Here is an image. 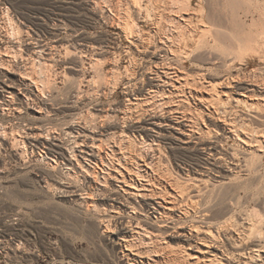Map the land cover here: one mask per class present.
I'll use <instances>...</instances> for the list:
<instances>
[{
    "label": "bare ground",
    "instance_id": "obj_1",
    "mask_svg": "<svg viewBox=\"0 0 264 264\" xmlns=\"http://www.w3.org/2000/svg\"><path fill=\"white\" fill-rule=\"evenodd\" d=\"M184 1L186 7L191 6L192 0ZM198 2L202 30L191 47L188 43L195 37L185 33L161 37L163 47H157L152 36L128 30L129 40L142 41L135 47L137 52L154 64L146 69L139 64L125 84L128 104L119 144L113 138L119 111L114 108L100 116L98 107L93 108L98 114L69 115L60 131L49 128V123L43 127L55 109L52 92H45L47 74L41 77L43 69L55 63L53 44H41L37 32L18 26L16 36L24 31L27 40H15L10 50L0 48V114L12 112L17 120L10 129L1 120L0 145L7 141L8 130L15 133L11 155L24 163L23 174L37 181L38 191L41 183L42 189L48 188V169L68 179L57 182L54 189L77 211L84 209L98 222L101 233L117 250L119 264H264V206L257 198L261 187L257 182L264 179L260 174L264 166V77L219 76L211 67L190 74L184 68L187 62L199 63L211 55L208 52L218 53L210 62L219 70L233 62L234 53L247 54L256 47L264 51V12L256 1L252 6L234 0L227 12L215 11L209 0ZM251 14L258 18L249 24ZM28 21L41 31L39 18ZM81 43L70 52L80 58L78 62H83L77 56L84 51ZM176 56H182V61L173 62ZM95 60L94 70L101 71L104 60ZM68 66L79 71L73 62ZM157 102L160 110L154 107ZM136 146L149 150V155L137 157ZM165 150L175 156L172 166L164 157ZM99 209L105 214L97 220Z\"/></svg>",
    "mask_w": 264,
    "mask_h": 264
},
{
    "label": "rangeland",
    "instance_id": "obj_2",
    "mask_svg": "<svg viewBox=\"0 0 264 264\" xmlns=\"http://www.w3.org/2000/svg\"><path fill=\"white\" fill-rule=\"evenodd\" d=\"M183 1L184 0H151V2L149 0H0V48L3 50H10L11 48L13 49L15 40L16 42L19 41V39L27 40V34L24 31L17 37L18 26L30 27L28 31L31 33L37 32V34L41 36V44L46 43L50 46L53 44L52 61L55 63L53 62L54 64H52L51 67L42 68L44 71L41 69L43 71L41 77L43 78L44 74L48 76H44V78H47V83H49L51 90L49 91L50 88L47 87L45 92H47L48 95L49 92H52L54 98L50 97V99L55 109L53 111L54 113L51 112L54 116L50 114L45 120L47 124L44 122L46 125L43 127L47 128L50 124L53 127L49 125V128L60 131L63 128L62 126H64V119H67L69 115L80 114L79 116L83 115L87 117V113L92 112L91 114H93V108L98 107L102 111H100L99 114L97 112L94 113L100 116L102 112L114 108L119 111L116 118V120H118V125L114 130L115 132L113 131V138L114 140L116 139L115 141L119 144L122 118L128 104L123 92L125 84L131 81L130 74L132 71H137L136 69L139 70L140 66L146 69L148 67L147 65L152 66L154 64L153 60L137 52L135 47L141 44L140 42L142 41L134 39L129 40L127 36L129 32L131 33L132 31L133 34L139 33V35L152 36L153 45L163 47L160 42L161 37L175 36L176 34V36H181L185 33L195 37V40L193 42L191 41L192 43H188L190 47L191 44L193 46V43L198 39L197 36L200 35L199 33H201L200 31L202 30L200 12H198L199 0H192L190 7H186L185 5H187V3L184 1L185 4H183ZM209 1L211 6H214V9L216 7L215 11L227 12L229 11L228 8L230 9L231 7L230 4L234 0ZM255 1L261 4L260 7L264 12V0H235V2L239 3H250L252 6L255 4ZM133 2L137 4L135 5ZM144 10H146V12ZM238 14H242V11L240 10ZM33 17H37L41 20V31L36 25L29 23L28 19ZM151 17L154 20L151 19ZM257 18V14H251L248 18L249 24H252V20L256 22ZM9 23L12 24V27H10L11 24ZM126 24L129 25L127 26V28L129 27L128 29L125 27ZM129 29L130 31L128 32ZM254 29L255 27H253V34L257 33L256 29L254 32ZM12 30L15 33L12 32ZM11 32L14 36L11 35ZM81 42L83 43L82 46L85 52L83 51L80 53L82 56L77 54V56L83 59V62H78L80 58L78 60L76 57L74 58V55H71V50ZM177 44L178 42L174 43L173 47H176ZM179 45L182 46L183 44ZM256 49L257 47L254 50L247 51V54L243 53L245 55H236L234 53V57L232 56L234 59H232L233 62L230 65L228 64L225 68H219V70L215 68L216 64L210 62L211 58L213 59L218 53L208 52V55L211 54L209 56L206 55L209 57L208 58L205 56L206 51H201L200 53L206 58L199 61V63L198 61L196 63L187 62L184 68L185 71L190 74H194V72L199 69L205 70L211 67L219 72V76H224L226 74L229 76H246L249 78H254V76H256L258 78H263L264 51L259 48V50ZM131 56L135 59L133 60ZM238 56L243 58L246 63H241L239 61L240 58H237ZM95 58L101 59L100 62L104 60V63H101L102 66L100 65V67H102L101 71H95L97 70V66L94 64L96 63L94 62L96 61ZM68 61H72L73 64H76L77 67L75 68L79 71L70 69L68 64L71 65L72 62L69 63ZM115 61L118 62L116 63ZM172 61H182V56L180 58L176 56ZM128 62L130 64L135 63V65H130ZM139 64L141 65L139 66ZM78 67L81 68V70ZM255 68L258 69L256 70ZM47 71L50 74H48ZM93 72H97L98 74ZM112 75L115 76L113 77ZM103 76L105 77L104 79ZM206 77L211 79L210 75H205V78ZM86 81H88V83ZM92 81H94V84ZM135 81L137 80H133L132 82ZM74 91L76 95H72L75 93ZM76 96H78L77 99ZM94 96H96V98ZM73 101L76 103L75 105ZM72 103L73 106H71ZM158 104L159 102L154 104V107H157ZM156 109L160 110L159 105ZM156 109L154 111H157ZM9 113H6L8 115L0 114V124L1 120H4L5 124H7L10 129L17 120L15 119L14 113ZM91 114H88L89 117ZM101 123L102 122H99V124ZM14 136L15 133L8 130L6 134L7 139L5 137L7 141H5L6 143L4 142L5 146L3 144L0 145V264H119L117 250L110 246L107 235L101 233V229L97 225L98 222L92 221L89 218L88 212L84 209L77 211L68 198L59 197V192L56 190L57 182L62 180V182H66L68 179H63V176H61L58 171L48 169L49 178H45L48 188L42 189L44 183H41L40 192L37 189V181L23 174L24 163L11 155L10 148L13 146ZM105 147L109 148L108 145H105ZM149 153V150H142L139 146L135 147V154L137 157L142 158V156H148ZM164 154V157L169 160V164L172 166L175 156L170 154L167 150L164 151ZM169 164L168 167L170 166ZM263 167L260 169L261 173H259L264 175ZM263 181L264 179L259 183L257 182V185L262 187L261 190L259 186L260 195L257 196L259 202L262 200V202H260L262 206H264ZM54 187L56 189H54ZM247 207L250 210L252 208V203L250 202ZM103 214H105V211L99 209L96 215L97 220L99 218L102 219L104 216Z\"/></svg>",
    "mask_w": 264,
    "mask_h": 264
}]
</instances>
